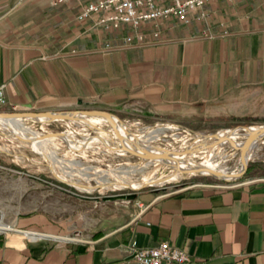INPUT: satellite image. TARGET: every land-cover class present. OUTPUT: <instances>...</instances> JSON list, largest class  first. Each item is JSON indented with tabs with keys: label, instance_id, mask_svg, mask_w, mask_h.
<instances>
[{
	"label": "crops",
	"instance_id": "obj_1",
	"mask_svg": "<svg viewBox=\"0 0 264 264\" xmlns=\"http://www.w3.org/2000/svg\"><path fill=\"white\" fill-rule=\"evenodd\" d=\"M87 1L0 0L4 108L143 106L188 122L264 114V0H213L206 22H161L163 39L145 45L93 26L97 14L77 20ZM107 41L117 47L103 50ZM134 204L111 230L0 235V264H133L131 241L161 240L189 254L169 264H264V178L146 189Z\"/></svg>",
	"mask_w": 264,
	"mask_h": 264
},
{
	"label": "rangeland",
	"instance_id": "obj_2",
	"mask_svg": "<svg viewBox=\"0 0 264 264\" xmlns=\"http://www.w3.org/2000/svg\"><path fill=\"white\" fill-rule=\"evenodd\" d=\"M159 28L161 41L160 24ZM92 108L96 107L77 106L68 111ZM25 110L39 111L0 106V112ZM103 110L122 120L135 134V144L143 147L185 148L196 143L198 135L234 128H239L236 138L239 141L245 137V126L264 125V114L260 113L232 119L217 114L211 119L202 117L188 122L143 106ZM109 130L107 121L90 116L84 119L23 116L18 122L0 121V219L17 229L0 231V235L15 232L29 238L23 230H35L79 237L124 223L133 213L136 194L141 190L167 193L196 182L264 178V135L242 173L230 180L200 172L186 174L179 169L180 160L157 161L121 150ZM243 149V145L211 142L204 154L190 157L221 170H237ZM122 183L123 186L117 185ZM136 183L139 185L135 186Z\"/></svg>",
	"mask_w": 264,
	"mask_h": 264
},
{
	"label": "built area",
	"instance_id": "obj_3",
	"mask_svg": "<svg viewBox=\"0 0 264 264\" xmlns=\"http://www.w3.org/2000/svg\"><path fill=\"white\" fill-rule=\"evenodd\" d=\"M60 1V0H58ZM213 0H89L76 13L77 20L92 18L93 26L114 30L116 37L127 45H145L160 41L159 24L172 20L189 23L193 19L206 22L210 16L207 5ZM152 28H147V23ZM105 42L103 50L116 48ZM4 86L0 84V106L4 103ZM133 264H169L190 259L180 246L161 240L155 245L138 246L130 242Z\"/></svg>",
	"mask_w": 264,
	"mask_h": 264
},
{
	"label": "bare ground",
	"instance_id": "obj_4",
	"mask_svg": "<svg viewBox=\"0 0 264 264\" xmlns=\"http://www.w3.org/2000/svg\"><path fill=\"white\" fill-rule=\"evenodd\" d=\"M67 113L76 114L74 119H84L86 117H94L101 120H105L104 118L98 116H92L89 113H81V112H71ZM117 123L110 125V134L116 138L117 143L121 150H125L130 153H137L142 158L154 157L157 161H177L180 160L179 169L189 174L191 172H200L202 174H211L224 179H232L238 176L241 171L244 169L247 159L250 155L257 153L258 144L261 141V137L264 134V125H252L249 128H244L245 137L242 140H236L237 134L239 132V128L234 129H226L223 131H217L215 133L210 134H202L196 137L197 141L194 144H189L185 148L180 149H166V148H154L151 146H141L135 144L136 136L129 129V127L120 120L116 115L113 114ZM21 117L15 118H0V121H14L18 122ZM40 118V117H39ZM42 119H52L49 117H41ZM106 121V120H105ZM159 126V125H158ZM154 128V127H153ZM152 128V129H153ZM173 128V127H172ZM242 128V127H241ZM156 130V129H155ZM157 131V130H156ZM150 138V137H149ZM235 139V140H234ZM241 139V138H240ZM211 142H226L233 143L234 145H243V154L239 157L240 167L237 170H221L215 166L208 165L204 161L196 162L191 159L190 156L194 154H204V150L207 148L208 144ZM148 181H153V179H148ZM118 186H123L124 184H117ZM135 186L139 185V183L134 184ZM13 228V224L10 222H4L0 219V231L3 230H11ZM24 234L28 237L39 235L34 230H24ZM57 238H72L69 235H56V234H44Z\"/></svg>",
	"mask_w": 264,
	"mask_h": 264
},
{
	"label": "water",
	"instance_id": "obj_5",
	"mask_svg": "<svg viewBox=\"0 0 264 264\" xmlns=\"http://www.w3.org/2000/svg\"><path fill=\"white\" fill-rule=\"evenodd\" d=\"M68 110H39V111H1L0 118H15V117H23V116H36V117H49L52 119H74L76 114L67 113ZM71 112H81V113H89L92 116H98L104 118L110 125L116 124L117 121L112 113L109 111L92 108V109H81L75 110ZM249 128L250 126H245ZM264 135V134H263ZM245 168V167H244Z\"/></svg>",
	"mask_w": 264,
	"mask_h": 264
}]
</instances>
